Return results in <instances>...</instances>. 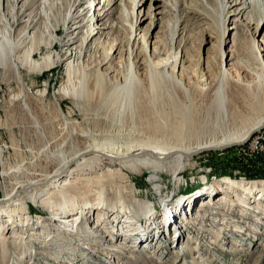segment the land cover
I'll return each instance as SVG.
<instances>
[{
  "label": "bare ground",
  "instance_id": "obj_1",
  "mask_svg": "<svg viewBox=\"0 0 264 264\" xmlns=\"http://www.w3.org/2000/svg\"><path fill=\"white\" fill-rule=\"evenodd\" d=\"M145 1L74 0L68 4L60 22L61 8L56 15L53 14L51 0H0V79L11 92L10 95H13L12 90L17 91L13 98L19 108L27 114L31 113V89L25 84L23 71L37 78L50 68L60 67L65 79L60 94L70 95L79 104H88L96 117L103 119V125L99 123L102 125L100 128L89 125L91 128L86 130L68 132L62 143L67 155L58 150L49 153V143L40 134V143L50 155L52 167L44 170L39 177L15 182L11 186L9 193L0 200V209L9 214L5 223L12 225V215L25 214L24 204L27 200L22 196L26 195L28 200L51 213L49 221L57 226V230L73 236L77 234L73 225L80 216L105 202L100 193L103 190L100 189V179L90 176L92 173L87 171L92 165L111 161L130 171L143 168L153 174L161 173L170 159L182 168L187 158L206 150H221L226 146L241 144L264 128L263 101L256 100L251 107L246 103L253 114L242 116L243 121L237 125V116L233 115L235 108L229 106L227 97L229 81L234 80L232 74L243 81L236 83L240 87L247 82L254 84V92L261 87L264 89V33L261 35V30H264V0H221V28L224 29L228 16L236 17L237 22L243 20L240 24L247 25L250 46L241 47L240 40L236 49L238 59L231 67L233 58L223 51L220 40L217 71L212 70L206 62L199 76L194 78L186 73L182 50L174 53L175 28L166 45L170 52L168 54L159 49V38L154 37L155 40L150 41L149 37L151 27L157 28L159 24L161 27L165 17L177 13L176 4L173 0H150L151 18L145 32L139 28L142 10L137 11ZM118 25L128 28L125 48L119 47L118 37L114 36ZM60 26L65 29L61 40L58 38ZM257 36H262V39H257ZM38 96L46 98L45 92ZM31 120L37 133L39 128L35 120ZM227 124L229 127L223 130ZM197 131L205 132L207 138L197 135ZM194 135V142L185 145L184 142ZM3 157L1 148L0 176L8 178L10 172ZM67 186L73 191L66 189ZM95 187L99 191L96 192ZM245 190L248 189L245 187ZM93 193L99 196V204L88 202L87 197ZM258 194L264 195V183H261ZM211 198L206 197L201 201L197 217L200 218L207 208L211 211L218 209L216 205L227 201L223 197L215 203ZM167 212L172 214L160 220L159 225L167 223L171 229L174 226L176 233L178 230L175 248L176 254L183 252L182 256L193 238L187 234V242L180 248L178 245L183 244L179 240L184 226L175 219L177 217L173 211H165V214ZM211 222L205 220L204 225H214ZM98 227L95 228L98 234L105 236L104 230L99 232ZM2 236L0 234V243L4 240ZM107 249L117 253L114 247ZM99 252L108 255L104 251ZM49 257L45 255L41 259Z\"/></svg>",
  "mask_w": 264,
  "mask_h": 264
},
{
  "label": "rangeland",
  "instance_id": "obj_2",
  "mask_svg": "<svg viewBox=\"0 0 264 264\" xmlns=\"http://www.w3.org/2000/svg\"><path fill=\"white\" fill-rule=\"evenodd\" d=\"M51 1L53 14L56 15L61 8V16L58 17L61 22L68 4L74 0ZM173 3L177 6V13L165 17L161 27L160 24L157 28L151 27L149 37L150 41H154V37L159 38V49L168 54L166 45L175 28L174 53L182 50L185 54L188 76H199L206 62L212 70L217 71L220 40L223 51L233 58L231 67L238 59L236 49L240 40L241 47L250 46L247 25L240 24L243 20L237 22L236 17L228 16L224 29L221 28V0H173ZM140 10L139 28L147 32L151 18L150 0L145 1L137 11ZM111 17L114 18V15ZM64 33V27L60 26L59 40ZM263 33L264 30H261V35ZM114 36L118 37L119 47L125 48L128 28L118 25ZM257 39L261 40L262 36H257ZM22 74L25 84L31 89L30 114L23 112L14 102L13 96L17 95V91L12 90L13 95H10L11 92L0 79V150L3 149V158L10 172L8 178L0 176V200L9 193L15 182L39 177L44 170L52 167L50 155L40 143V134L49 143V153L58 150L67 155L62 143L68 132L103 125V119L96 117L88 104H79L70 95L60 94L65 82L60 67L50 68L37 78L24 71ZM232 75L234 80L229 81L227 97L229 106L235 108L233 115L237 116L235 124L238 125L239 121H243L242 116L253 114L249 107L254 101L264 102V89L261 87L254 92V84L246 82L245 90L244 85L240 87L236 84L243 81ZM248 88L251 90L247 91ZM41 92H45V99L38 96ZM32 118L39 128L37 133ZM199 134L207 138L205 132L197 131ZM195 135L184 144L193 143ZM190 140L193 141L188 142ZM87 171L92 173L90 176L100 179V189H103L100 193L105 202L103 206L80 216L73 225L76 235L70 236L57 230V226L49 221L51 213L28 200L26 195L22 196L27 200L24 204L25 214L12 215V225L5 223L8 212L0 209V234L4 239L0 243V264H264V195L258 194L261 183H264V128L241 144L226 146L221 150H206L187 158L182 168L170 159L164 165V171L162 169L161 173L153 174L143 168L136 171L122 169L114 162L105 161L92 165ZM94 190L99 191L97 187ZM206 197H212L215 203L223 197L227 201L222 205L215 204L218 209L211 211L207 208L199 218L201 201ZM98 198L94 193L87 197L88 202L93 203H98ZM165 211H173L177 217L175 219L184 226L183 241L179 240L183 244L178 243L180 248L187 242V234L193 238L184 256L180 251L176 254L178 230L176 233L174 226L171 229L167 223L159 225L160 220L172 214H165ZM205 220H211L214 225H204ZM96 227L100 229L99 232L104 230L106 235L98 234ZM197 234L202 237L199 238ZM87 247L91 248L88 250ZM107 247L116 248L117 253L114 254ZM99 251L108 255H102ZM45 255L50 257L41 259Z\"/></svg>",
  "mask_w": 264,
  "mask_h": 264
}]
</instances>
